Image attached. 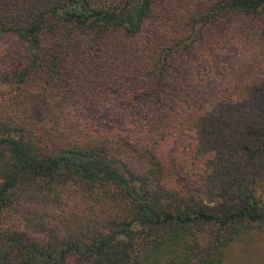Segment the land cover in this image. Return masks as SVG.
<instances>
[{"label":"trees","instance_id":"obj_1","mask_svg":"<svg viewBox=\"0 0 264 264\" xmlns=\"http://www.w3.org/2000/svg\"><path fill=\"white\" fill-rule=\"evenodd\" d=\"M11 35L0 264H224L264 232V0H0Z\"/></svg>","mask_w":264,"mask_h":264},{"label":"rangeland","instance_id":"obj_2","mask_svg":"<svg viewBox=\"0 0 264 264\" xmlns=\"http://www.w3.org/2000/svg\"><path fill=\"white\" fill-rule=\"evenodd\" d=\"M235 54L236 52L234 50L226 49L222 55L218 56V61L227 64L228 68H230V65L226 62H234ZM135 60H137V57L132 56L130 63ZM25 61V46L16 35H11L0 42V72L20 69ZM184 75L190 79L187 71H185ZM210 94V90L203 89V92L198 95L202 102H209ZM106 111L101 113L103 117L107 116ZM161 116L163 118V115ZM143 123L148 124L144 120ZM181 152L179 146L175 143H171L165 147L164 151L162 150L164 155L178 156ZM224 264H264V232L249 233L235 241L228 252V257Z\"/></svg>","mask_w":264,"mask_h":264}]
</instances>
